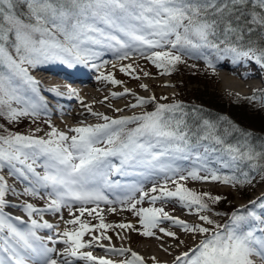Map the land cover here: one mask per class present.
Returning a JSON list of instances; mask_svg holds the SVG:
<instances>
[{
  "label": "snow or ice",
  "instance_id": "1",
  "mask_svg": "<svg viewBox=\"0 0 264 264\" xmlns=\"http://www.w3.org/2000/svg\"><path fill=\"white\" fill-rule=\"evenodd\" d=\"M109 55L115 60L105 59ZM136 57L160 75H170L185 57L203 59L213 74L225 60L234 66L255 61L264 68V0H0V118L16 124L50 116L44 93L83 104L70 85L67 93L44 88L31 70L81 65L94 69L97 80L120 86L114 72L105 71L117 63L131 79L140 80V72L151 76L138 68ZM125 96L134 98L126 107L153 105V110L114 118L84 104L103 122L62 131L48 119L50 130L43 136L35 135L43 131L39 127L24 134L0 124V264H159L155 256L146 260L103 241H111L109 230L119 236V229L172 238L179 247L184 241L174 228L197 241L172 264H264V193L227 213L211 207L220 195L186 186L189 180L232 188L264 182V145L257 148L252 133L226 117L221 119L227 126L202 118L189 122L181 103H160L154 94L139 96L127 87L110 92L113 99ZM115 176L139 179L122 183ZM147 180L152 183L145 189ZM32 199L47 203L37 206ZM168 204L198 222L171 214ZM102 206L112 214L127 211L137 223H107ZM6 209H19L27 219ZM46 214H59L70 227L61 231ZM44 230L47 236L39 234ZM95 247L106 255L86 250Z\"/></svg>",
  "mask_w": 264,
  "mask_h": 264
},
{
  "label": "rangeland",
  "instance_id": "2",
  "mask_svg": "<svg viewBox=\"0 0 264 264\" xmlns=\"http://www.w3.org/2000/svg\"><path fill=\"white\" fill-rule=\"evenodd\" d=\"M105 59H108L110 61L115 60V58L112 57L111 55L106 56ZM132 62L133 61L129 60V61H124L123 63L126 64V63H132ZM223 62L230 63L228 60H225ZM135 63L139 69H143L144 71L151 73V76L144 77L143 73L140 72V76H141L140 80L137 81V80L131 79L126 74L119 71V67H120L119 63H117L116 69H112L111 67H108L105 70L106 72H114L115 78L123 82L122 85L120 86H112L110 84H106L102 80H97L96 77L98 73L93 69L94 70L93 74L95 75L93 79H94V82H96V84L98 85L95 88L96 96L100 97L99 94L101 95L102 93L106 92V95L101 96L100 100L102 101H104L105 96H109V99L106 102L98 101L97 103L95 100V103L92 105L94 112H98L101 109L106 110L108 112H114L112 111V108H109V104H111L113 108H120V107L124 108L123 112H115L116 114H119L121 116L140 114L141 112L145 111L144 108H139V107L132 109V108L126 107V105L119 106L120 102L123 100H128L126 104L134 102V98L132 96H125L119 99H113L110 97V92L112 91L120 92V91H123L125 87L137 93L139 96H143V97H149L154 94L160 103H181L182 104V96H183L182 91L183 90L193 92L194 88H196L197 86H201L200 83H195V84L192 83L190 81L189 76L185 74L186 72L183 71L184 69L186 71H193V73L196 75V76L194 75V77L201 80V83H207V86L212 87L213 91H215V94L223 96L228 101H233L234 99H237V98H241V99L251 98V97H254L257 92H261L264 90V80L262 79L260 80L261 82H258L257 84H255V87L250 88L248 90L247 89L241 90L240 81L239 79H236L238 81L234 83L233 88L230 89V86H228L230 84H226L227 77L231 76L230 73H229V76H224L225 71L220 68H217L216 74H213L212 71L206 67V64L203 59L193 60L190 57H185V64H183L182 66H180L181 64H179L177 66V69L174 70L176 74L171 73L170 76L160 75L161 70L157 69L150 62H147L139 57H136ZM189 63H192L193 65H195L194 70H193V67L187 66ZM221 63L219 64L220 66H221ZM237 68L246 69L251 72L252 71L262 72L264 76V68L256 64L255 61H251L248 63L242 62L241 64L237 65ZM141 83L148 85L149 90L145 91L144 89L140 88L139 85ZM165 85H171V86H165ZM163 96H167L168 99L161 100L160 98ZM262 99L263 98H261L260 100ZM89 101H91V99ZM256 101H257V97L253 99L251 106H256L257 104ZM263 102H264V99H263ZM70 103H72V108H73L72 112L78 111V110L86 111L83 106L86 103L82 104L76 99L70 100ZM65 104L66 102H62L61 103L62 107H64ZM261 109H262L261 110L262 113L264 114V107H262ZM87 115H88L87 117H80V118L74 119L73 117H71L70 115L66 113V114H61L60 116L53 118V120L52 119L50 120L52 124H54L58 129L62 131H67L68 130L67 126L69 124L81 126V122H83V124H89V123L96 124V123L103 122L101 120H98L96 117L92 116L88 112H87ZM45 120H48V119H46V117L44 118L43 116H41V118L37 121V123H32L30 118H22L19 123L12 124L11 125L12 128H8V129L13 132H20V133L28 134V133L35 132V129L39 127L43 129V131L36 132L35 135L43 136L45 132L50 130L48 128V125L44 122ZM12 182L13 181L9 179V183H12ZM150 186H151V180H147L146 183L144 184L145 189H147ZM186 186L190 188L191 190H194L198 193L209 192L212 195H220L222 198L224 197V200L226 202L228 201L227 203H232L236 207L245 205L248 200L258 197L259 195L264 193V182H258L255 184L254 187L253 186L244 187L245 192L239 188H232L230 186H227V185H224L218 182L217 183H201V182L189 180L186 182ZM13 200L19 201L16 199H13ZM33 200L34 199H32L31 201ZM144 206H148V205L145 204ZM165 207L167 211L169 212L173 211L174 213H171V214L175 216L184 217V219L189 222H193V221L198 222L195 216L189 215L186 210L180 208L179 206L168 204ZM211 207L215 211H218L216 209L215 204L211 205ZM104 215H105L107 223L116 224V223H121V222H131L133 224H136L137 222V218L132 216L131 213L127 211L117 212L116 214H112L107 210V211H104ZM214 218L218 220V217H214ZM67 219H69V217H67ZM93 223H96V221H93ZM110 232L112 234L111 237H115V238L117 237V239L119 240L118 244L120 246L132 248V250L135 252L136 250H140L138 251L139 254L144 256L146 260H148L149 257L145 256V254L141 251L142 247H148L151 245V243L155 242L157 243L156 249L163 251L162 248H169V249L173 248L170 250H174V248L176 247L175 245L177 244L176 240H173L172 238H168V237H165L163 240H159V239L152 238V237H144L138 234L137 232L128 231V230L121 231L119 229H116V232H120L119 236H117L115 232L112 230ZM178 232H180L179 229H178ZM185 235L187 236V234H184V236ZM131 238H133V243L129 242V239ZM196 241H197V238H195L194 241H190L186 246H183L182 244L180 245V247L175 248L177 250L174 252L179 253L180 251H184L187 249V247L193 246L196 243ZM157 254L158 253L153 252L151 256H155L157 258L156 256ZM158 261L161 263L172 264L173 259L170 261L169 260H162V261L158 260ZM149 264H151V261H149Z\"/></svg>",
  "mask_w": 264,
  "mask_h": 264
},
{
  "label": "trees",
  "instance_id": "3",
  "mask_svg": "<svg viewBox=\"0 0 264 264\" xmlns=\"http://www.w3.org/2000/svg\"><path fill=\"white\" fill-rule=\"evenodd\" d=\"M183 64L185 63H182L180 66ZM191 65L193 64L189 63L187 66L191 67ZM183 71L186 72L185 74L189 76L192 83L201 84V86L194 88L193 92L182 91V104L186 106L185 111L189 113V122L196 118H202L227 126L221 119L222 117H226L228 121H231L238 128L252 133V142L257 148L264 145V114L261 111V108L264 107V90L255 94L254 97H257L256 106H251L253 97L237 98L233 101H228L223 96L215 94V91H213L212 87L207 86V83H201V80L194 77L193 71H186L185 69ZM172 73L174 74L175 72L172 71ZM261 98L263 99L260 100ZM153 107V105H147L145 111L153 110ZM193 110L198 111L194 114ZM0 124L5 125L7 128H12V124H9L3 118H0ZM228 171H225V173ZM239 189L245 192V188ZM227 202L223 197L219 203L215 204L216 209L219 212L231 213L235 209V206ZM218 220L223 222L224 218L218 217Z\"/></svg>",
  "mask_w": 264,
  "mask_h": 264
},
{
  "label": "bare ground",
  "instance_id": "4",
  "mask_svg": "<svg viewBox=\"0 0 264 264\" xmlns=\"http://www.w3.org/2000/svg\"><path fill=\"white\" fill-rule=\"evenodd\" d=\"M45 66L48 67L52 72H55L57 70L61 71V69L55 64H51V65L47 64ZM55 67L57 68V70H56ZM221 69L225 71L224 72V76H229V73L231 75V76L227 77V80H226L227 81L226 84H230V85H228V86H230V89H232L233 86H234V83H236L238 81L236 79H239V81H240L241 90H246V89L248 90L250 88H253V87H255V84H257L258 82H261L260 81L261 79L264 80V76H263L262 72H253V71L251 72V71L246 70V69H238L237 65L234 66V65H232L231 63H228V62H222L221 63ZM68 75L69 76H75L76 74L74 72H72L71 74L68 73ZM245 75L247 76V78H244ZM48 78H49L48 75H41L40 76V79H42V80H47ZM97 86L98 85H95L94 87H97ZM228 89H229V87H228ZM80 93L81 94H79V95H81V99L83 100V102L84 103H88L90 105L94 104L95 100H96L97 103H98V101L102 102V100H100L101 96L106 95V93H102L101 95L99 94L100 97H97L96 93L92 92L90 90H86V91H83V92L81 91ZM90 99H91V101H89ZM127 101L128 100L121 101L119 106L126 105ZM67 112L74 119L88 116L86 111H83V110H78V111H74V112L67 111ZM10 210L13 211L14 209H10ZM182 219H184V217H182ZM172 230L176 231L177 235L181 238V240L184 241L183 246H186L190 241H194L195 240V238H193V237H191L189 235H187V236L185 235L184 236V234L182 232H178V229L174 228ZM113 239L115 241H117V242L119 241L117 239V237L116 238L114 237ZM129 242L133 243V238L129 239ZM158 245H159V243H158ZM156 248H157V243L153 242L148 247H142L141 251L144 254H146V256H148L149 258L152 257L151 255H152L153 252L154 253H158L156 256H157L158 260H161V261L162 260H169L170 261V260H172L174 258V256L178 255L181 252V251L179 253H175L174 252V251L177 250V249H175L177 247H175L174 250H170V253H168V254L166 252H164V251L157 250ZM170 249H173V248H170ZM92 250H94V251H104L103 249L98 248V247L92 248L89 251H92ZM79 264H85V262L84 261H80Z\"/></svg>",
  "mask_w": 264,
  "mask_h": 264
}]
</instances>
